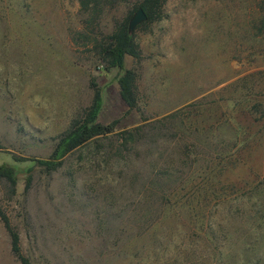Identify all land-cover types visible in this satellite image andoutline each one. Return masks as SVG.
I'll list each match as a JSON object with an SVG mask.
<instances>
[{"label":"rangeland","instance_id":"obj_1","mask_svg":"<svg viewBox=\"0 0 264 264\" xmlns=\"http://www.w3.org/2000/svg\"><path fill=\"white\" fill-rule=\"evenodd\" d=\"M143 0H0V201L31 264H264V0H167L137 28V106L97 45ZM134 15V13H133ZM133 17V16H132ZM103 95L116 132L60 138ZM128 133V134H126ZM32 183L26 189L27 177ZM0 264H22L0 219Z\"/></svg>","mask_w":264,"mask_h":264},{"label":"trees","instance_id":"obj_2","mask_svg":"<svg viewBox=\"0 0 264 264\" xmlns=\"http://www.w3.org/2000/svg\"><path fill=\"white\" fill-rule=\"evenodd\" d=\"M104 1L107 0H79L83 12L89 17V25L100 19L106 9L102 5ZM166 2L167 0H143L141 4L135 5L132 8L129 16L124 21L117 24L108 41L100 42L97 45L96 49L99 52L100 58L108 68H117L120 71L118 80L120 94L129 110L135 109L137 106L138 99L135 86L137 75L134 70L126 69L125 61L127 57H133L138 60L142 56L140 46L135 40V35L129 33V22L133 13L139 7H142L148 15V21L138 28L147 26L161 17V10ZM92 87L94 89L93 101L91 106L86 110L84 117L79 121H75L71 129L60 138L52 157L47 160H37L38 163L46 166L48 169H57L61 166L65 156L74 149L87 144L93 139L116 132L118 120L108 125H104L98 121L103 107V95L96 84L92 83ZM1 180H6L15 189L18 181V169L7 164L0 165ZM31 183L32 176L29 175L26 181V189L30 187ZM0 219L3 221L10 235L13 254L22 264H31L29 259L22 254L20 235L11 225L9 217L3 211L1 201Z\"/></svg>","mask_w":264,"mask_h":264},{"label":"water","instance_id":"obj_3","mask_svg":"<svg viewBox=\"0 0 264 264\" xmlns=\"http://www.w3.org/2000/svg\"><path fill=\"white\" fill-rule=\"evenodd\" d=\"M147 21L148 15L146 11L142 7H139L129 22V33L134 34L136 29Z\"/></svg>","mask_w":264,"mask_h":264}]
</instances>
